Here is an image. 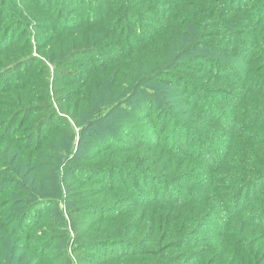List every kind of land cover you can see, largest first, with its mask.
<instances>
[{
	"label": "trees",
	"instance_id": "16d2710c",
	"mask_svg": "<svg viewBox=\"0 0 264 264\" xmlns=\"http://www.w3.org/2000/svg\"><path fill=\"white\" fill-rule=\"evenodd\" d=\"M0 264H264V0H0Z\"/></svg>",
	"mask_w": 264,
	"mask_h": 264
},
{
	"label": "rangeland",
	"instance_id": "374dc122",
	"mask_svg": "<svg viewBox=\"0 0 264 264\" xmlns=\"http://www.w3.org/2000/svg\"><path fill=\"white\" fill-rule=\"evenodd\" d=\"M13 79V75H6L4 78H3V82H8L10 80ZM6 80V81H5ZM174 142H177V140H174Z\"/></svg>",
	"mask_w": 264,
	"mask_h": 264
}]
</instances>
